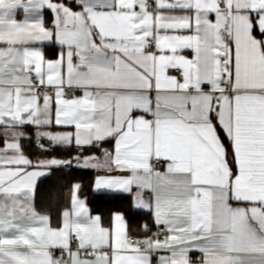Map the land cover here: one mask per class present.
<instances>
[{"label": "snow or ice", "instance_id": "obj_1", "mask_svg": "<svg viewBox=\"0 0 264 264\" xmlns=\"http://www.w3.org/2000/svg\"><path fill=\"white\" fill-rule=\"evenodd\" d=\"M25 126L157 231L93 214L80 183L38 212L72 160L29 159ZM0 143V264H264V0H0Z\"/></svg>", "mask_w": 264, "mask_h": 264}, {"label": "trees", "instance_id": "obj_2", "mask_svg": "<svg viewBox=\"0 0 264 264\" xmlns=\"http://www.w3.org/2000/svg\"><path fill=\"white\" fill-rule=\"evenodd\" d=\"M23 152L31 159L40 157H54L61 160H68L73 152H78L76 147L51 146L47 151L40 152L35 143L34 137L23 138L20 141ZM3 143H0V147ZM104 147H108L107 144ZM99 154V151L85 149L83 156ZM94 172L88 169L71 167L63 170H52V175L41 178L36 187L35 204L41 214H49L55 221L62 211L68 195V188L74 183L82 185L80 196L86 197L93 214H99L107 219L115 211L122 212L129 223L130 234L136 237L143 236L141 225L144 219L148 218L147 212L134 209L133 200L130 195L102 192H94ZM59 193L58 201L54 195Z\"/></svg>", "mask_w": 264, "mask_h": 264}, {"label": "crops", "instance_id": "obj_3", "mask_svg": "<svg viewBox=\"0 0 264 264\" xmlns=\"http://www.w3.org/2000/svg\"><path fill=\"white\" fill-rule=\"evenodd\" d=\"M24 18V14H23V12H18V14H17V16H16V19L17 20H22ZM51 19H52V16H51V14L50 13H48L47 15H46V22H50L51 21ZM43 51H44V53H45V56L47 57V58H49V59H54L55 57H56V54H57V47L56 46H54L53 44H51L50 42H47V43H45L44 44V46H43V49H42ZM76 94H79V92H77ZM42 130H44V131H62V130H64V129H61V128H59V127H50V128H46V129H42ZM17 131H23V132H25L26 133V137L29 135V134H31V132L34 134V136H35V131H36V129L34 128V127H32V126H25L24 128H22V129H17ZM36 137V136H35ZM23 139V138H22ZM21 141V140H20ZM41 142H43V143H46L47 145H49V146H54L53 145V143L50 141V140H48V139H46V138H44V139H41L40 140ZM1 147H3V146H1ZM73 147H76L75 145H73ZM24 155L25 156H27L29 159H31L28 155H26L25 153H24ZM95 155H100V153L99 154H95ZM52 158H54V157H40V158H36V159H31L32 161H38V160H49V159H52ZM80 163H82V159H81V161H80ZM76 168H81V169H88V170H92L93 172H94V177L97 175V172L95 171V170H93V169H90V168H83V167H76ZM44 171H47L46 169L44 170ZM43 178V177H42ZM41 178H39L38 179V181L40 180ZM95 179V178H94ZM38 183V182H37ZM94 185V184H93ZM68 196V195H67ZM131 196V195H130ZM132 197V196H131ZM81 198L82 199H85L86 197H83V196H81ZM132 200H133V197H132ZM86 201H87V198H86ZM66 202H67V197H66V200H65V205H66ZM87 204H88V201H87ZM64 205V206H65ZM88 206H89V204H88ZM140 210V209H139ZM142 211H145V212H147L148 213V215H149V217L148 218H146V219H144L143 220V222H142V225H147L149 228H151V227H153V226H155L154 225V223H153V220H152V217H151V214L148 212V211H146V210H142ZM115 212H119V211H115ZM114 212V213H115ZM120 213H122V212H120ZM126 219V218H125ZM126 221H127V219H126ZM141 225V226H142ZM143 236H141L142 238H146L147 237V235H148V232H144L143 231ZM197 254H201L200 252H198V251H193V252H191L189 255H190V258H191V260L194 262V264H198V261H199V259L200 258H196V255Z\"/></svg>", "mask_w": 264, "mask_h": 264}, {"label": "rangeland", "instance_id": "obj_4", "mask_svg": "<svg viewBox=\"0 0 264 264\" xmlns=\"http://www.w3.org/2000/svg\"><path fill=\"white\" fill-rule=\"evenodd\" d=\"M28 137H34V140H35V143L37 144V140H36V137L34 136V134L31 132V134H29L27 137H25V138H28ZM39 143L40 144H42V145H44L45 146V148L46 149H49L51 146H49V145H47L46 143H43V142H41V141H39ZM39 149H40V152H43L44 150H42L40 147H39ZM78 152H73L72 153V155H71V157L69 158L70 160H72V165L74 166V167H77V163H78V161L75 159L77 156H78ZM83 156V155H82ZM68 159V160H69Z\"/></svg>", "mask_w": 264, "mask_h": 264}, {"label": "built area", "instance_id": "obj_5", "mask_svg": "<svg viewBox=\"0 0 264 264\" xmlns=\"http://www.w3.org/2000/svg\"><path fill=\"white\" fill-rule=\"evenodd\" d=\"M151 229V231L150 232H148V235H147V237L148 236H151L152 235V233H154V232H156L157 231V228H156V226H153V227H151L150 228ZM131 235V234H130ZM133 236V235H132ZM134 238H138V239H144V238H142V237H136V236H133ZM57 255H59V252H57ZM201 257V254H197L196 255V258H200Z\"/></svg>", "mask_w": 264, "mask_h": 264}]
</instances>
